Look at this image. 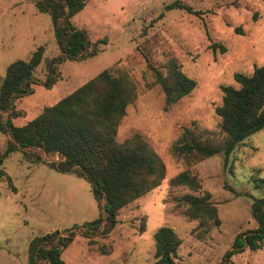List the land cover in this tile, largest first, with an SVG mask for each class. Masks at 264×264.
<instances>
[{"label":"rangeland","instance_id":"374dc122","mask_svg":"<svg viewBox=\"0 0 264 264\" xmlns=\"http://www.w3.org/2000/svg\"><path fill=\"white\" fill-rule=\"evenodd\" d=\"M177 0H87L71 17L91 41L107 39L98 52L81 60L58 64L59 78L44 85L47 62L60 54L51 18L36 10L35 0H0V75L16 60H27L43 47L34 70L31 92L16 98L12 119L23 125L44 107L66 96L103 69L127 73L137 97L127 107L116 140L134 133L146 139L165 163L161 184L123 207L107 234L96 233L90 243L80 230L63 250L65 264H156L154 232L170 226L181 238L178 259L189 264H220L235 236L256 226L252 199L264 198V129L243 140L231 153H216L192 166L171 150L184 127L221 138L215 107L222 101V85H235L234 73H252L264 65V0H178L199 13L168 7ZM224 45L221 52L212 43ZM175 58L181 70L196 80V87L177 102L165 106L155 69ZM9 136L0 132V156ZM41 156L39 159L37 156ZM56 155L36 149L2 158L0 169V264H26L29 241L53 230L64 231L95 219L100 210L89 182L76 174L50 166ZM189 169L217 208L220 223L207 231L195 229L174 209V196L187 190L171 187L170 179ZM9 178V179H8ZM228 264H264V245L233 254Z\"/></svg>","mask_w":264,"mask_h":264},{"label":"trees","instance_id":"16d2710c","mask_svg":"<svg viewBox=\"0 0 264 264\" xmlns=\"http://www.w3.org/2000/svg\"><path fill=\"white\" fill-rule=\"evenodd\" d=\"M87 0H35L38 12L50 16L53 33L60 54L47 62L44 85L51 88L59 78L58 64L63 60H81L95 55L100 44L107 39L91 41L88 34L75 27L71 17L80 11ZM181 7L199 13L187 4L174 1L168 7ZM210 47L221 52L224 45L212 43ZM43 47H38L27 60L11 62L3 76L0 75V132L9 136L0 156L22 150L56 155L50 166L61 172H70L85 178L98 204L99 214L80 226L60 231L58 229L33 237L27 247L26 264H65L63 250L74 240L77 230L92 243L96 233L107 235L118 221L119 211L158 187L166 173L165 163L149 142L134 133L121 142L116 140L118 126L128 105L137 97L136 85L125 72L114 75L103 69L96 76L46 106L33 119L15 125L12 119L15 99L31 92L35 82L34 70L40 64ZM155 69L156 82L164 92L165 106L189 94L196 80L187 76L175 58L168 59ZM237 86L222 85V101L215 107L219 116L221 138L206 136L202 131L184 127L171 150L188 166L216 153L224 154L227 163L231 153L243 140L264 129V65L255 66L252 73H234ZM41 156H37L39 159ZM4 174L0 169V175ZM9 179V178H8ZM171 187L187 191L174 196V209L189 221H197L195 229L207 231L208 225H218L217 208L208 191L196 194L201 182L196 173L185 169L173 176ZM250 211L256 226L239 232L227 257L220 264H228L230 257L246 248L257 250L264 245V198H253ZM156 264H189L178 259L177 249L181 238L170 226H160L153 234Z\"/></svg>","mask_w":264,"mask_h":264}]
</instances>
